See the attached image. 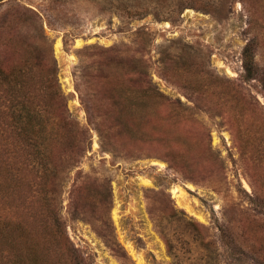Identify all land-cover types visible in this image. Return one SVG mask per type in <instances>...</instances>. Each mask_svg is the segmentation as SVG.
I'll use <instances>...</instances> for the list:
<instances>
[{"label": "rangeland", "instance_id": "rangeland-1", "mask_svg": "<svg viewBox=\"0 0 264 264\" xmlns=\"http://www.w3.org/2000/svg\"><path fill=\"white\" fill-rule=\"evenodd\" d=\"M27 56L45 118L84 133L33 162L7 138L5 220L82 264L254 263L264 0H0V65Z\"/></svg>", "mask_w": 264, "mask_h": 264}, {"label": "trees", "instance_id": "trees-1", "mask_svg": "<svg viewBox=\"0 0 264 264\" xmlns=\"http://www.w3.org/2000/svg\"><path fill=\"white\" fill-rule=\"evenodd\" d=\"M253 50L251 42L242 51V67L246 79H251L257 72ZM46 80L52 83L51 77ZM35 83L28 56L9 67L0 65V264H65L66 260L70 263L73 261L72 264H82L77 261L69 246L44 249L30 228L19 222L12 223L3 217V156L7 138H11L10 145L14 153L20 150L22 156L29 159L28 162H33L41 152L49 150L63 139L69 140L84 133L71 121H64L63 125L58 123L54 128L56 124L45 118L53 114L52 109L46 108L50 104L47 101L42 103L38 99L34 92ZM45 96L47 100H60L55 93H46ZM39 162L45 171L49 170L46 159L40 158ZM165 242L170 252L171 243L167 239ZM254 254L257 258L253 264H264V246L255 249ZM52 257L56 260L53 261Z\"/></svg>", "mask_w": 264, "mask_h": 264}, {"label": "bare ground", "instance_id": "bare-ground-1", "mask_svg": "<svg viewBox=\"0 0 264 264\" xmlns=\"http://www.w3.org/2000/svg\"><path fill=\"white\" fill-rule=\"evenodd\" d=\"M58 46H59V42H57L56 43V45H55V54L57 55V56H60L61 55V53H60V51L58 50ZM173 191H175V190H173ZM132 253V255L133 256H136L135 254H133V251L131 252ZM137 257V256H136ZM135 257V258H136ZM138 258V257H137ZM141 263V262H140Z\"/></svg>", "mask_w": 264, "mask_h": 264}]
</instances>
